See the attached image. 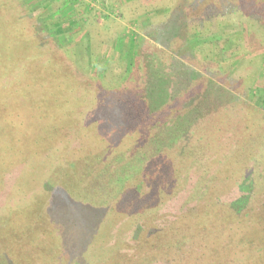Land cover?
Masks as SVG:
<instances>
[{
    "label": "rangeland",
    "instance_id": "obj_1",
    "mask_svg": "<svg viewBox=\"0 0 264 264\" xmlns=\"http://www.w3.org/2000/svg\"><path fill=\"white\" fill-rule=\"evenodd\" d=\"M257 19L264 0H0V264H167L138 241L193 214L198 185L263 214L222 244L264 264Z\"/></svg>",
    "mask_w": 264,
    "mask_h": 264
},
{
    "label": "trees",
    "instance_id": "obj_2",
    "mask_svg": "<svg viewBox=\"0 0 264 264\" xmlns=\"http://www.w3.org/2000/svg\"><path fill=\"white\" fill-rule=\"evenodd\" d=\"M239 9L237 8L235 10V13ZM256 25L261 28L263 35H264V22H262L261 19L254 20ZM253 23V22H252ZM250 25L252 26L251 22ZM249 25V28H252ZM255 25V24H254ZM55 30L57 32L61 31L60 24L55 23L54 24ZM4 35V34H3ZM25 79V77L23 78ZM26 83L23 85L24 88L20 87L22 89L23 94H28L29 92L26 89V92L24 91ZM9 94V91H5V94L0 96V102L1 98L5 97ZM22 97L21 93L14 94L11 93V97L13 99L15 97ZM264 99V96H263ZM116 129V126H111V131H118ZM205 127H203L200 132L197 131L196 134H193L194 138H198V140H201L202 142H205L206 139V133L204 132ZM142 131V129H141ZM199 133V134H198ZM129 134V133H128ZM137 135V130L131 132L128 137L129 139H134ZM192 137V136H191ZM113 139V134L109 138V141ZM85 141L83 140L82 143ZM113 142V141H111ZM109 143L106 142L107 146ZM208 144V143H206ZM86 145V144H82ZM125 145V144H124ZM43 147V146H42ZM259 148V147H258ZM254 151V149H253ZM21 155V154H19ZM31 155V153H26L25 156L21 155V159H25L27 156ZM34 156V155H33ZM81 157L83 156L80 155ZM48 157V156H47ZM72 157V156H70ZM257 160L259 158H262L263 156H256ZM80 157L76 158L75 160H78ZM96 158H99L96 156ZM181 158H183L181 156ZM74 159V157L72 158ZM100 159V158H99ZM202 160V156L200 157ZM5 162V158L2 159ZM24 161V160H23ZM3 162V163H4ZM71 165L73 163H70ZM230 166V165H229ZM231 168H226V170ZM235 171V169H232V172ZM226 171H218V176L224 174ZM200 184V183H199ZM196 188L192 192L191 197L193 196V201L195 202L196 207L194 210V213L191 215H186L185 218L178 219L177 221L172 222L169 225H166L164 227L158 228V230L151 234L150 236H147L143 238L142 241H138V249H152L153 247H157L158 249L155 251L157 254L156 258H162L167 261V264L170 263V259L175 260L177 258H182L180 261L181 264H245L242 260L238 259H230L227 260L224 253V247L222 244V241H226L228 239V245H226V248L229 247V249L234 250V247L232 246L233 241L231 240V237L234 238V234L238 229H243L245 227H253L255 229L258 228V225H260L258 219L255 218H261L263 214H258L257 217H255V214H251V210H243V211H237L233 207H231L229 204H223L220 200H217V194H214L210 191H202L201 185L195 186ZM198 189V191H196ZM220 189V188H219ZM160 193H164L162 190H160ZM205 192V193H204ZM202 198V200H201ZM113 196L109 199L108 203H106V206L110 208L109 212V218L110 221L114 219H120L119 214H122V216L125 214L123 211H121L119 214L115 213V210L111 206H113ZM211 211L213 214V218L210 217L211 215L207 213V211ZM199 214L203 216H198ZM218 216V217H217ZM230 219V220H229ZM131 218H129V221ZM222 222H224V225H221ZM193 226V227H192ZM195 231V232H191ZM138 240V239H137ZM222 248V249H221ZM100 249V248H99ZM108 254H110V259H107V263L114 264L120 258L125 257L124 259H127L128 257L124 255L120 256L117 253V251L112 252L111 249L108 248ZM102 252L101 250H99ZM98 252H95L94 255H97ZM171 254H174L171 256ZM130 257V256H129ZM102 258V257H101ZM185 258V262H184ZM142 259L139 258V261L137 263H142ZM105 263V262H104ZM123 264H130V262H122ZM165 264V263H163Z\"/></svg>",
    "mask_w": 264,
    "mask_h": 264
}]
</instances>
